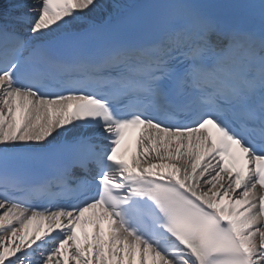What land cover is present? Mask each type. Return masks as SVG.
Segmentation results:
<instances>
[{
  "label": "snow or ice",
  "instance_id": "snow-or-ice-1",
  "mask_svg": "<svg viewBox=\"0 0 264 264\" xmlns=\"http://www.w3.org/2000/svg\"><path fill=\"white\" fill-rule=\"evenodd\" d=\"M112 8L0 6V264H264V0Z\"/></svg>",
  "mask_w": 264,
  "mask_h": 264
},
{
  "label": "bare ground",
  "instance_id": "bare-ground-1",
  "mask_svg": "<svg viewBox=\"0 0 264 264\" xmlns=\"http://www.w3.org/2000/svg\"><path fill=\"white\" fill-rule=\"evenodd\" d=\"M16 2H17V0H0V6L7 8L10 3H16ZM23 2L31 4L34 2V0H23ZM100 2L105 5V9H100V10H97L93 13L88 14V17L90 19L95 20L96 22H99L103 18H105V16L108 15L109 12H111L112 14H115L116 12H118V10H114L112 8V5L114 3L126 4L129 2V0H100ZM130 155H131V153H130ZM258 191H259V188H258Z\"/></svg>",
  "mask_w": 264,
  "mask_h": 264
}]
</instances>
